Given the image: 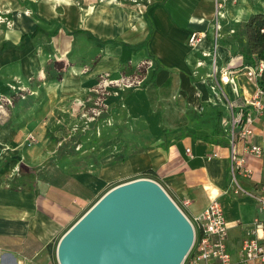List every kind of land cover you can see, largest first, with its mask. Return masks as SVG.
<instances>
[{
  "label": "crops",
  "instance_id": "1",
  "mask_svg": "<svg viewBox=\"0 0 264 264\" xmlns=\"http://www.w3.org/2000/svg\"><path fill=\"white\" fill-rule=\"evenodd\" d=\"M217 1L160 0L147 5L143 14L108 1L111 12L96 19L92 7L81 11L70 0H0L2 11L15 10L24 2L35 13L27 25L19 23L25 18L19 13L17 30L0 42V99L12 82L34 95L28 106L6 109L5 117L0 110V264H61L59 244L84 207L112 183L148 170L155 172L154 180L176 203L190 201L184 212L193 223L210 199L218 198L228 223L227 248L234 264H242L241 242L264 217L258 202V196H264V157L245 154L253 175L238 176L244 191L236 193L220 121L226 114V98L239 104L242 94H251L255 86L240 72H233L232 82L224 86L227 95L213 86L221 73L244 62V23L252 14L264 13V0H219L224 16L219 19V59L214 67L203 49L213 40ZM70 13L76 25L63 20ZM111 15L119 17L120 27ZM129 27L136 30L132 39L120 41L117 34ZM200 30L206 38L193 49L189 38ZM44 38L59 50V61L69 55L61 81L46 79L50 52L41 44ZM91 45L99 52L88 60ZM150 58L153 68L142 88L109 99L112 107L106 116L122 122L121 136L99 143L88 157L63 151L61 141L52 146L51 105L47 111L42 107L46 98L68 109V101L87 95L99 74ZM35 81L41 84L31 88ZM154 92H168L176 101L169 103V95ZM166 113L176 116L173 124L166 125ZM260 140L257 135L255 141ZM121 155L127 159L117 161Z\"/></svg>",
  "mask_w": 264,
  "mask_h": 264
},
{
  "label": "water",
  "instance_id": "2",
  "mask_svg": "<svg viewBox=\"0 0 264 264\" xmlns=\"http://www.w3.org/2000/svg\"><path fill=\"white\" fill-rule=\"evenodd\" d=\"M194 230L155 180L140 178L104 194L62 238L61 264H181Z\"/></svg>",
  "mask_w": 264,
  "mask_h": 264
},
{
  "label": "rangeland",
  "instance_id": "3",
  "mask_svg": "<svg viewBox=\"0 0 264 264\" xmlns=\"http://www.w3.org/2000/svg\"><path fill=\"white\" fill-rule=\"evenodd\" d=\"M60 1V0H56ZM72 2L73 7L79 8L81 11L86 10L90 7H92V15L96 17V19L100 18V16L107 15L109 12H111L110 6L105 4V2L111 1L115 2L114 4L116 7H120L122 9H125L127 11L136 10L137 12L143 14V12L146 10L147 5H153L157 4L160 0H70ZM219 2V0L216 3V6ZM223 4V3H222ZM61 5L58 6V13ZM224 8V4H223ZM217 10L214 11L213 16V26H214V37L216 36V25H217ZM23 15H25L24 19H20ZM25 13V14H24ZM113 15H111L112 17ZM35 18V13L33 11L32 5H28L24 2H19L17 5V9L15 10H0V42L4 39L11 38L10 35L14 30H17L16 24L18 23V19H20L19 23H24L27 25V23H31L32 19ZM220 19V18H219ZM63 20L67 23H73L74 25L77 24V19L75 18L74 14H68V16H64ZM119 17L116 16L115 18L112 17V21L114 25L117 27H120ZM220 22V21H219ZM95 24V23H93ZM131 27V26H130ZM124 28L121 30L117 36L120 41H129L132 39L131 36H133L134 31L132 28ZM27 28V26H26ZM204 30L196 31V32H203ZM195 33V32H194ZM192 36V35H191ZM206 38V37H205ZM211 39V40H212ZM71 47L70 50L73 48V45L76 41V37H73L71 40ZM44 46H48V50L50 52V55H47V58H49L48 61H59V50L55 46H51L48 44L46 39L44 38L42 40V43ZM189 46L194 49L189 43ZM97 47V46H96ZM91 49L90 55L87 57L88 60H92L95 58L96 55H98L99 48H94L93 45L89 47ZM241 50V46L240 49ZM240 52V51H239ZM69 55H67V58L64 60L65 64L70 63L69 62ZM132 63V62H131ZM123 64V66L120 69H117L112 72H103L97 76V83L91 87L90 90H86L87 95L78 94L77 99H73L71 101H68L70 105L68 106V109H61L58 108V104H55L58 102H54L53 104H50L49 101L44 100L42 103V107L52 110V116L51 120H48V125H50L49 135L53 141L52 146L57 145L59 141L63 143L64 145L62 147L63 151L66 150L69 154L74 153L82 154V157H88V155H91L95 151H97V145L106 144V142L109 139L114 138L116 135L121 136L123 134V126L122 122L120 124H116L112 119H109L107 116L99 115L100 114V108L99 107H105V111L103 113H108V111L111 110V104L109 102V99L112 97L120 98L124 93L129 91L130 89L133 90V88H142L143 81L140 83H137L135 85H132L129 87V83L132 81H138L139 76L137 74H133L136 72L135 70L138 69V67L143 68V63L139 62V66H137V63L131 64ZM92 64V62H91ZM137 64V65H136ZM145 65V64H144ZM91 68V65L85 69V73L89 72V69ZM151 69H147L146 76H148V73ZM125 73V74H124ZM84 74V73H82ZM140 74V73H139ZM137 77V78H136ZM145 77L143 79H145ZM41 83L40 81H35L34 83L30 85V87L34 88L35 86H39ZM98 85V86H97ZM8 86V92L5 93V95H2L0 99V110L3 115L2 117L6 116L5 111V104H8L11 107H13L11 101L13 99H16L19 97L21 101H27L29 97L31 99L34 95H31L30 88H21L22 86H19L16 82H12L7 85ZM95 87H97L96 90H93ZM19 91L25 92L24 96L19 94ZM43 92L45 93V90L43 89ZM161 92V91H160ZM154 92L151 93L152 95H169L171 97V101H167L169 103H173L174 100L170 93L168 92ZM30 93V94H29ZM12 94L14 96H12ZM93 95V96H92ZM43 96V95H42ZM45 96V95H44ZM47 97V96H45ZM100 99V100H99ZM44 105V106H43ZM168 114V115H167ZM99 115V116H98ZM95 117V118H94ZM175 115L172 113H166L165 120L166 125L173 124V119H175ZM57 142V143H56ZM133 151H137V149H133ZM130 152V150H128ZM253 171V170H252ZM140 178H148L152 179L148 175H145L143 173L134 175L132 177H129L127 179H123L121 181H117L111 184L110 187H108L102 194L95 197L87 206L84 207V209L79 213L78 217L74 220V223L70 226L68 233L70 230L73 229L74 226L78 224V222L88 213V211L98 202V200L107 192L111 191L112 189L116 188L119 185H122L124 183L134 181L136 179ZM154 180V179H152ZM65 233V234H66Z\"/></svg>",
  "mask_w": 264,
  "mask_h": 264
},
{
  "label": "built area",
  "instance_id": "4",
  "mask_svg": "<svg viewBox=\"0 0 264 264\" xmlns=\"http://www.w3.org/2000/svg\"><path fill=\"white\" fill-rule=\"evenodd\" d=\"M223 4L216 6L218 22L216 25V36L211 45L203 49V56L210 58V63L215 67L219 59V29L224 13L221 12ZM205 39L204 32H195L190 36L189 43L192 47L198 48ZM150 68L153 66L149 62ZM264 61L257 65L241 64L234 71H224L219 79L215 78L213 89L226 94L224 86L232 82L233 72L242 73L245 78L255 86L254 92L246 94L244 92L242 102L235 104L234 101L226 98V114L221 118L220 125L226 135L229 145L230 176L235 192L244 190L238 185V176L251 178L253 171L246 165L245 154L256 158L264 157V87L259 85L262 76ZM144 79L132 81L129 87L140 83ZM227 97V96H226ZM261 125L259 128L258 126ZM260 135V142L255 141V137ZM189 151V149H187ZM217 154L214 153L213 156ZM264 192V187H262ZM173 200V199H172ZM174 201V200H173ZM258 202L264 211V196H258ZM177 207L187 217L184 207L190 205L188 199L176 203ZM194 230V241L181 264H234L231 253L226 245L228 223L224 216V210L218 198H211L206 208L195 217L193 223L188 217ZM239 257L242 264H264V217L256 220L252 229L243 238L239 250Z\"/></svg>",
  "mask_w": 264,
  "mask_h": 264
},
{
  "label": "trees",
  "instance_id": "5",
  "mask_svg": "<svg viewBox=\"0 0 264 264\" xmlns=\"http://www.w3.org/2000/svg\"><path fill=\"white\" fill-rule=\"evenodd\" d=\"M38 31L39 30L36 29L32 33V35L36 34ZM243 34L246 36V44H247V51L241 52L243 55V58H244V62L246 64L257 65L260 61H264V13L252 14L248 18V20L244 23ZM10 45H12V44H10ZM150 61H152L151 58L145 59L142 62L143 68L138 67V69L135 70L136 72L133 73L135 75L137 74V76H139L140 80L145 77L147 69H151L149 66ZM137 66H139V64ZM65 68H66V65L63 61H52V62L49 61L47 63L46 69H45L46 70V79L48 81H61L63 79V76H64ZM98 82L101 83V80ZM259 85L264 87V68H263L262 76L259 79ZM96 89H97V87H95L93 90H96ZM19 94L24 96L25 92L19 91ZM12 96H14V95L12 94ZM30 99H31V97H29L27 101H21V99H19V97H17L16 99H13L11 101V103H12V105L23 104L24 106H28L30 104ZM4 106H5V111H6V109L10 108V106L8 104L4 103ZM99 108H100V114L99 115L103 114V116H106V114H108V113H103L105 111V107L104 108L99 107ZM63 148L64 147H61L60 149H63ZM126 159H127V156L121 155L116 160L117 161H124ZM143 174L148 175L149 177L154 179L153 176H154L155 172L153 170H148V171L144 172Z\"/></svg>",
  "mask_w": 264,
  "mask_h": 264
}]
</instances>
